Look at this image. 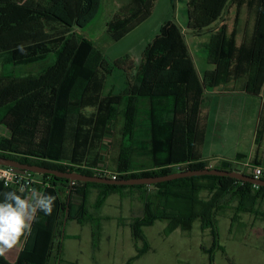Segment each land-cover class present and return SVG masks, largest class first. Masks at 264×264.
<instances>
[{
	"label": "trees",
	"instance_id": "trees-1",
	"mask_svg": "<svg viewBox=\"0 0 264 264\" xmlns=\"http://www.w3.org/2000/svg\"><path fill=\"white\" fill-rule=\"evenodd\" d=\"M46 1L48 3L44 9L36 10L23 6L24 0H0V53L6 52L9 58L7 63L14 67L42 66L39 73H30L25 77L0 74V121L15 106L21 103L27 106L13 130L9 146L6 151H0L1 156L65 172L101 175L93 168L106 161L107 150L104 147L107 146L108 122L112 107H117V120H121V125L114 134L112 147L115 148L113 152L111 149L108 167L117 174L118 180L204 168L239 170L252 175L230 161L225 162L224 166L213 167L209 160L203 159L201 147L206 132L200 124V117L204 87L184 41V33L177 23L162 26L160 34L143 52L134 81H129L123 92L103 95L102 78L111 73V68L119 67L118 63L107 66L100 49L82 38L76 45L66 40L62 50L55 55L54 64L53 60L50 61L54 51L49 45L51 40L42 41L43 44L37 42L41 34L34 25L39 17L43 23L52 21L67 31L84 29L97 17L104 0ZM240 1H189L188 29L198 33L211 28L221 19L229 4ZM248 1L250 4L247 7L256 5L252 2L254 0ZM133 2L136 5V10L131 11L133 13H121L107 24L108 32L115 40L135 29L150 12L155 0ZM257 4L262 7L263 19L264 0H257ZM258 41L254 51L263 60L264 40L260 41L259 38ZM21 46L26 54L19 51ZM224 56L221 57L218 71L222 65H226L227 58ZM257 56L254 55L255 59ZM263 70L264 60L259 72L263 73ZM258 79L259 85L253 88L255 93L260 92L264 76ZM63 92L64 101L61 97ZM55 96L60 105L57 112ZM46 104L52 107L48 122L44 121L41 110ZM144 105L148 106V110L142 119L141 108ZM57 116L60 117L58 122ZM263 131L264 115L258 127L260 135ZM34 175L41 184H34L35 190L56 197L54 211L50 216L37 213L31 231L33 240L25 244L15 264H53L52 259L64 260L60 238L66 211L69 209L67 220L80 223L92 221V215L89 216L87 211V200L94 187L100 190L95 206L97 209L111 194L126 195L135 190L142 192L144 214L132 219L129 224L134 240H143L144 246L138 248L133 260L150 249L144 238L145 227L152 226L157 220H168L171 222L170 231L181 229L188 232L199 219L202 229L210 230L214 238L213 247L208 250L210 264H213L214 252L218 247V217L228 215L225 211L232 207V203H235L236 214L258 213L264 200V187L216 175L131 186L81 181L72 184L70 180L52 174ZM6 191H16L25 197L30 193L29 190L21 193L19 189L0 183V193ZM74 197L81 202L77 207L73 202ZM232 220L235 221L234 218ZM0 264L11 263L5 257H0Z\"/></svg>",
	"mask_w": 264,
	"mask_h": 264
},
{
	"label": "rangeland",
	"instance_id": "rangeland-1",
	"mask_svg": "<svg viewBox=\"0 0 264 264\" xmlns=\"http://www.w3.org/2000/svg\"><path fill=\"white\" fill-rule=\"evenodd\" d=\"M189 1L191 0H155L150 12L143 21L119 40H115L110 35L107 24L118 18L121 13H129L127 15L133 13L131 11L136 8L133 0H104L97 17L84 29L67 31L52 21L43 23L38 17L34 28L40 32L41 37L38 38L37 42L41 41L42 43V41L51 40L49 45L52 46L54 51L50 61L53 60L55 64V55L62 50L66 40L69 41V44L75 45L82 38L89 40L103 53L107 66L108 64L111 66V64L118 63L119 67L111 68V73H107V76L105 75L102 78L104 81L103 95L118 94L126 89L129 81H134L143 52L148 44L160 34L162 26L173 22L174 24L177 23L184 33V41L188 46L199 75L205 61L201 60L205 56L203 52H206L208 47L218 42L219 36L221 38L224 29H227V27L225 26L224 29H218L217 31L207 28L202 32H191L187 26ZM247 1L233 2L229 4L230 8H228L230 10L232 7L249 6L250 3L248 4ZM252 2L259 5L257 0ZM47 3L46 0H24L23 6L42 10L47 6ZM43 33L46 35H43ZM222 38L227 40L228 36L222 35ZM8 59L6 52L0 53V74L25 77L30 73H39L42 67L41 65H37V68L34 66L14 67L12 64L7 63ZM56 89L57 86L55 91ZM64 94L63 92L61 96L63 101L65 99ZM54 99L57 112V107H60V105L57 96ZM24 107H27L24 103H21L18 107L15 106L13 111L0 121V151H6L9 146L13 130L24 115ZM41 110L45 116L44 121L48 122L52 107L46 104L43 105ZM147 110V105L141 108L143 112L142 119ZM117 111V107H112L108 122L107 139L105 141L107 146L104 147V150H107L105 154L106 161L97 168H93L94 171L108 170L115 173L111 167H108V161L111 149L113 152L115 148V146L112 147L114 134L120 130L121 125V120H117ZM59 120L60 117L57 116V122ZM247 121H245L242 129L241 142L239 145L237 144L239 149L237 151L242 153L247 150L248 141L246 137L248 135L250 138L249 135H251L248 128L254 125L253 121L246 123ZM200 124L205 126L202 116L200 117ZM213 133H209L208 141L202 145L201 154L209 159L213 167H221L233 155L232 150L236 146H230L232 138L228 137L226 146L223 147L221 142L214 139ZM91 143L97 145L94 141H91ZM258 145L257 143L256 149ZM240 159H244L243 156H240ZM39 185L41 184L39 183ZM33 192L39 193V191L33 190L29 193L28 198H31ZM99 193L98 188H92L87 200V211L89 216L92 215V221L88 220L85 223L69 221L68 226H65L64 232L66 231V234L75 233L79 235V238L66 239L62 243L64 244L62 245V258L64 260L52 259L53 264H129L131 258L137 254V249L144 246L143 240L137 241L139 243L134 240L129 224L132 219L140 218L144 214L142 192L135 190L132 193L127 192L126 195L122 193L111 194L103 205L97 209L95 206ZM76 198L74 197L73 200L78 201ZM234 205L235 203H232L230 205L232 207L226 209L225 212L229 215L218 217V247L214 252L213 264H264V236H260L257 229L254 230L249 227L248 230H244L240 226V219L237 215L239 216L245 212L236 214ZM257 212L260 213V209ZM258 222L259 220H256V225H258ZM32 225L33 221L31 222V231ZM170 226L171 222L168 220H157L152 226L145 227L144 238L149 244L150 251L139 260L132 261L131 264H210L208 250L213 247L214 238L210 230L202 229L201 220H196L192 230L188 232L181 229L170 231ZM27 236L24 244L33 238L32 232ZM21 239L24 241V238Z\"/></svg>",
	"mask_w": 264,
	"mask_h": 264
},
{
	"label": "crops",
	"instance_id": "crops-1",
	"mask_svg": "<svg viewBox=\"0 0 264 264\" xmlns=\"http://www.w3.org/2000/svg\"><path fill=\"white\" fill-rule=\"evenodd\" d=\"M228 7L230 8V6ZM228 7L223 17L210 28L212 31H217L226 26L227 29H224L222 35L228 36L227 40L223 39L222 35L221 38L219 36L218 42L208 47L206 52H203L205 56L201 59L205 60L199 71L204 87L201 111L205 124L203 127H205L206 132L204 143L208 141L209 133L213 132L214 139L221 142L223 147L226 146L227 138L231 137L230 146L235 145L236 148L232 150L234 153L227 161L230 160L240 169L247 168V165L264 168V131L261 135L258 132L261 116L264 115V81L259 93L253 91V88L259 85L258 77L264 76V70L263 73L259 72L264 57L262 60L258 52L254 51V46L259 38L260 41L264 40V18L261 19L262 7L252 5L250 7H232L230 10ZM223 55L227 58V62L218 71L219 62ZM254 55H258L256 59ZM245 121H247L246 123L253 121L254 125L248 128L251 135H249L250 138L247 135V150L242 153L237 151L239 150L237 144L239 145L241 142ZM257 143L259 145L256 149ZM240 156H243L244 159H240ZM203 159L209 160L204 156ZM79 167L86 168L84 165H79ZM250 170L252 169L250 168ZM73 202L76 207L81 203L80 201ZM261 209L264 210V200L261 202ZM261 209L258 214L242 213L237 217L240 219L239 224L244 230H248L249 227L254 230L257 229L260 236L263 237L264 211ZM68 215L69 209L66 211L62 237L60 238L62 243L66 239L79 238V235L75 233L66 234V231L64 232L69 221H77L67 220ZM256 220H259L258 225H256ZM27 237V235L22 237L24 241L21 239L14 248L6 253L5 259L9 263L15 264L24 248ZM149 251L150 249L145 254ZM135 256L131 258V262L141 258L133 260Z\"/></svg>",
	"mask_w": 264,
	"mask_h": 264
},
{
	"label": "clouds",
	"instance_id": "clouds-1",
	"mask_svg": "<svg viewBox=\"0 0 264 264\" xmlns=\"http://www.w3.org/2000/svg\"><path fill=\"white\" fill-rule=\"evenodd\" d=\"M19 51L26 54L23 46ZM0 196L3 197L0 200V257H5L22 237L31 234V222L38 212H43L45 216L52 215L56 197L33 192L31 198H28L16 191H6L0 193Z\"/></svg>",
	"mask_w": 264,
	"mask_h": 264
},
{
	"label": "water",
	"instance_id": "water-1",
	"mask_svg": "<svg viewBox=\"0 0 264 264\" xmlns=\"http://www.w3.org/2000/svg\"><path fill=\"white\" fill-rule=\"evenodd\" d=\"M0 165L11 167L15 172L25 174L26 172H33L38 174H52L57 177H62L74 181L81 182H92L99 184H109V185H151L160 182H166L178 178L203 176V175H216L221 177H231L238 180L248 181L257 187H264V178L257 179L252 175L245 174L239 170H223L219 168H204V169H194L174 172L172 174L160 175V176H144V177H134L128 179H111L109 177L100 175H89L81 172H65L58 169L49 168L47 166L39 164H29L23 163L20 160L13 158H8L0 155Z\"/></svg>",
	"mask_w": 264,
	"mask_h": 264
},
{
	"label": "built area",
	"instance_id": "built-area-1",
	"mask_svg": "<svg viewBox=\"0 0 264 264\" xmlns=\"http://www.w3.org/2000/svg\"><path fill=\"white\" fill-rule=\"evenodd\" d=\"M250 168L252 170H250ZM248 173H252V176L260 179L264 177V168L262 166L256 165H247L245 168ZM101 174L100 176L111 177V179L117 180V174L111 173L108 170H98ZM7 181V186H5V182ZM0 183L5 187L16 188V189H23L29 190L32 192L35 190L34 184L39 183V180L34 175L33 172H26L25 174H21L15 172L11 167L0 165ZM72 182V184H74Z\"/></svg>",
	"mask_w": 264,
	"mask_h": 264
}]
</instances>
